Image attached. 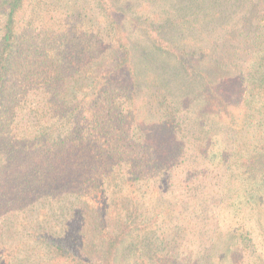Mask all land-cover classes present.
<instances>
[{
    "label": "trees",
    "instance_id": "obj_1",
    "mask_svg": "<svg viewBox=\"0 0 264 264\" xmlns=\"http://www.w3.org/2000/svg\"><path fill=\"white\" fill-rule=\"evenodd\" d=\"M0 264H264V0H0Z\"/></svg>",
    "mask_w": 264,
    "mask_h": 264
},
{
    "label": "rangeland",
    "instance_id": "obj_2",
    "mask_svg": "<svg viewBox=\"0 0 264 264\" xmlns=\"http://www.w3.org/2000/svg\"><path fill=\"white\" fill-rule=\"evenodd\" d=\"M100 201V200H99ZM101 202V201H100Z\"/></svg>",
    "mask_w": 264,
    "mask_h": 264
}]
</instances>
